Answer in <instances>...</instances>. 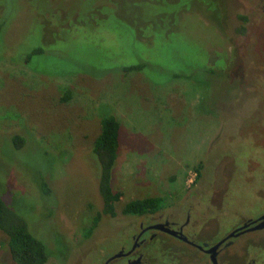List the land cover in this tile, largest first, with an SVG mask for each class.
Wrapping results in <instances>:
<instances>
[{
  "label": "rangeland",
  "instance_id": "374dc122",
  "mask_svg": "<svg viewBox=\"0 0 264 264\" xmlns=\"http://www.w3.org/2000/svg\"><path fill=\"white\" fill-rule=\"evenodd\" d=\"M261 110L264 0H0V197L47 264H94L158 218L209 248L264 213ZM106 115L120 126L114 216L92 152ZM145 198L162 205L122 213ZM262 236L233 239L219 263L242 264ZM6 240L0 264H13ZM146 251L147 264H212L169 236Z\"/></svg>",
  "mask_w": 264,
  "mask_h": 264
},
{
  "label": "trees",
  "instance_id": "16d2710c",
  "mask_svg": "<svg viewBox=\"0 0 264 264\" xmlns=\"http://www.w3.org/2000/svg\"><path fill=\"white\" fill-rule=\"evenodd\" d=\"M41 52L34 49L29 57ZM142 65L124 68L127 71H140ZM120 126L112 115L103 116L100 120V132L93 143L92 152L99 163L98 192L102 199L104 215H115V203L120 193H114L111 185V171L115 165L119 150ZM23 139L15 136L13 143L16 148L23 145ZM162 205L160 198H145L130 201L122 209L124 215H144L155 212ZM100 219L97 215L93 225ZM0 232L6 236L8 251L13 264H47L48 255L45 244L34 237L28 229L25 219L10 208L0 197Z\"/></svg>",
  "mask_w": 264,
  "mask_h": 264
},
{
  "label": "flooded vegetation",
  "instance_id": "af4514ba",
  "mask_svg": "<svg viewBox=\"0 0 264 264\" xmlns=\"http://www.w3.org/2000/svg\"><path fill=\"white\" fill-rule=\"evenodd\" d=\"M261 115H262V118H264V110H261ZM261 133H264V119L261 120L260 134ZM259 175L262 176L263 179H261V181L264 184V170H260ZM146 214H149V213H146ZM140 216H143V215H140ZM262 216H264V213L259 214L257 217L250 218L245 223L234 228L233 231L241 228L245 224H248L247 229L242 230L243 233L240 234L239 236L250 234V233H256V232L264 233V227L261 229L253 230V231L248 230L249 228L259 224L260 223L259 221L257 222L255 221L261 218ZM178 223H180V225ZM159 225L161 228H157L159 227ZM183 226L186 227L187 223L184 224L183 221L174 222V221L169 220V218L165 220L159 219V218L152 219L150 221H146L144 224L141 223L136 229V231L134 232V234H132L131 236L128 235L129 236V238L127 239V242L129 243L128 247L118 248L116 252L109 254V255L108 253L106 254V252L101 251L99 249L100 254H99V257L96 259L97 260L96 263L94 264H147L146 248L151 243H154L158 240L163 241L164 238L168 236L173 237L174 239L180 241L181 243L186 244L190 248L198 250L202 252L204 255L209 257V255L206 254L204 250L210 249L211 247L208 248L206 244L199 245L196 239L197 233L196 234L194 233L191 236H186V233L184 232L185 228ZM165 229L174 231L177 234L171 235L165 232ZM235 238L237 237H233L227 240L225 242L226 244L225 247L221 246L225 249L223 248L221 249L220 247L216 255L217 264H220L219 263L220 258L229 255L227 253V249L233 246L232 242L234 241L233 239ZM259 243H260V246L262 247H258ZM249 244L255 246L256 249L254 251L249 252L248 251L249 248H247L248 245L246 246V244H244L241 247L242 251L240 254V258H239L241 263L242 264H264V236L253 240V242H250ZM200 246H202L204 249L200 250L199 249ZM79 256L77 258V261L74 262L73 264H86L87 261H88L87 264H89V259L85 258V256H87L86 254L84 255V253H81L79 254Z\"/></svg>",
  "mask_w": 264,
  "mask_h": 264
},
{
  "label": "water",
  "instance_id": "95a60500",
  "mask_svg": "<svg viewBox=\"0 0 264 264\" xmlns=\"http://www.w3.org/2000/svg\"><path fill=\"white\" fill-rule=\"evenodd\" d=\"M257 221H259L260 223L257 224V225H255V226H253V227H251V228H249L248 230L253 231V230L261 229V228L264 227V216H262L261 218H259L255 222H257ZM156 227H154V228H156ZM247 227H248V224L243 225L241 228L233 231L226 238L220 240L218 243H216L215 245H213L210 249L204 250V252L209 255L210 261H211L212 264H217L216 255H217L220 247L221 246H226L225 242L227 240H229L230 238H233V237H238L240 234L243 233L242 230H246ZM157 228H161L160 225ZM165 232H167V233H169L171 235H176L177 234L176 232L171 231L169 229H165ZM199 249L200 250H203L204 248L202 246H200Z\"/></svg>",
  "mask_w": 264,
  "mask_h": 264
}]
</instances>
